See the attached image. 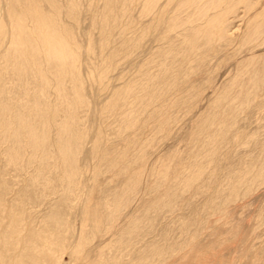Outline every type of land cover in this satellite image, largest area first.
I'll return each mask as SVG.
<instances>
[{
    "label": "rangeland",
    "instance_id": "obj_1",
    "mask_svg": "<svg viewBox=\"0 0 264 264\" xmlns=\"http://www.w3.org/2000/svg\"><path fill=\"white\" fill-rule=\"evenodd\" d=\"M30 7L67 34L64 64ZM261 11L0 0V232L14 219L24 264H264V76L247 78L264 70ZM241 75L262 88L243 97Z\"/></svg>",
    "mask_w": 264,
    "mask_h": 264
},
{
    "label": "bare ground",
    "instance_id": "obj_2",
    "mask_svg": "<svg viewBox=\"0 0 264 264\" xmlns=\"http://www.w3.org/2000/svg\"><path fill=\"white\" fill-rule=\"evenodd\" d=\"M189 1V0H188ZM208 1V0H207ZM210 1V0H209ZM241 1H243V0H241ZM36 4V3H35ZM223 4H225V3H223ZM37 5V4H36ZM28 6H30V3H28ZM27 6V7H28ZM37 7V6H36ZM36 7L34 8V7H30V8H34V9H29V11L30 10H32V12H33V14H35V16L36 17H34L35 19V30L36 31H38L37 32V36H36V34H34L37 38H35L34 40H36L37 42L39 41L42 45H43V48H44V52H45V54L47 55V56H51L52 58H55L58 62H62V64H64L65 62H63V60H64V58H65V47L67 46V40H68V37H67V34L65 33V31L62 29V28H60V29H57L56 31H51L50 29V19H48V18H46L45 16H42V15H40L39 13H37L38 12V10L37 11H35L36 10ZM248 10H255V8L254 9H252V7H250V8H248ZM207 11V10H206ZM256 11V10H255ZM254 12V11H253ZM252 12V13H253ZM257 12V11H256ZM26 13V12H25ZM29 13V12H28ZM41 13V12H40ZM189 13V12H188ZM187 13V14H188ZM195 14V13H194ZM208 14V13H207ZM206 14V15H207ZM256 14V13H255ZM29 15H30V13H29ZM258 15L259 16H261L262 18H264V11H261V14H259L258 13ZM257 15V16H258ZM32 17H33V15H31ZM30 16V17H31ZM189 16V15H188ZM197 17L199 16V14L198 15H196ZM210 16V15H209ZM217 15H215V17H216ZM219 16V15H218ZM189 17H191V16H189ZM206 17V16H205ZM23 18H25V17H23ZM187 18V17H186ZM207 18V17H206ZM210 18V17H209ZM212 18V17H211ZM210 18V19H211ZM193 19V18H192ZM195 19V18H194ZM208 19V18H207ZM206 19V20H207ZM209 19V20H210ZM216 19H217V21L219 20L217 17H216ZM27 20V19H26ZM176 20V19H175ZM185 20H187V19H185ZM190 20H191V18H190ZM202 20H204V19H202ZM20 21V20H19ZM29 21V20H28ZM178 21V20H177ZM22 22V21H21ZM191 22V21H190ZM203 23H201V26H203L202 25ZM200 25V24H199ZM211 25V22L210 21H205V25H204V27H202V28H204L203 30H205L206 31V29L205 28H208V29H210V26ZM215 25H217V23H215ZM214 25V26H215ZM214 26H212L213 27V29L215 28ZM220 26V25H219ZM252 27H254L253 29H254V32L255 33H258V35L254 38V39H250V42H252L253 44H256V45H262V44H264V25L263 24H261V23H258V24H253V26ZM53 28V27H52ZM220 28V27H219ZM54 29V28H53ZM56 29V28H55ZM172 29V28H171ZM196 29V28H195ZM199 29V28H198ZM173 30V29H172ZM183 30H185V29H183ZM186 30H188V29H186ZM201 30V29H200ZM203 30H201V31H203ZM193 31H195V30H193ZM196 31H197V29H196ZM190 32V31H189ZM185 33V32H184ZM193 33V32H192ZM198 33V32H197ZM200 33H202V32H200ZM207 33V32H206ZM186 34V33H185ZM215 34H217V31H216V33ZM39 36V37H38ZM191 36H193V38H195L194 37V35L193 34H191ZM184 37V36H183ZM188 38H189V33H188V36H187ZM186 37V38H187ZM185 38V37H184ZM191 39V38H190ZM189 39V40H190ZM194 40V39H193ZM191 41V40H190ZM195 41V40H194ZM186 42H189L188 41V39H187V41ZM192 42V41H191ZM191 42H189V43H191ZM209 42H210V40H209ZM169 43V45H171L170 44V41L168 42ZM173 44V43H172ZM192 44H193V42H192ZM243 45V44H242ZM245 45V44H244ZM35 46V45H34ZM175 46H177V45H175ZM199 46V45H198ZM251 47H253L252 45H251ZM250 47V48H251ZM172 48V47H171ZM190 48V47H189ZM174 49V48H173ZM173 49H172V51H173ZM197 49V48H196ZM176 50V49H175ZM250 50V49H249ZM252 50V49H251ZM174 52V51H173ZM206 51H204V53H205ZM175 53V52H174ZM194 53V52H193ZM191 55L192 54H185L184 55V57L182 56L181 57V62L182 63H187V61H194L195 59H197V56L196 57H194V58H192L191 57ZM159 56V55H158ZM176 56V55H175ZM204 56V55H203ZM259 57H261V55L259 56ZM157 58V57H156ZM263 58V57H262ZM158 59V58H157ZM192 59V60H191ZM256 59H257V63H259V58H258V55H257V57H256ZM256 59L254 58V61L256 62ZM196 61V60H195ZM262 61V60H261ZM24 62H25V60H24ZM163 62V61H162ZM263 62H264V59H263ZM263 62H261V64H263ZM257 63L255 64V66H257ZM161 65V64H160ZM253 65V62L251 63V66ZM163 66H165V65H163ZM162 66V67H163ZM169 66V65H168ZM259 66V65H258ZM262 67H264L263 65H262ZM165 68H167V66H165ZM261 68V67H260ZM35 71V70H34ZM180 71V68L179 67H176V68H174V71H171V74L172 73H174V74H176L177 72H179ZM252 71H254V73H255V76L257 75V77H254V76H252V75H254V73L252 72ZM251 74H249L248 72H247V78L248 77H251L252 79H257L258 80V78L259 79H261V78H263L262 76H264L263 75V73H264V70H260L259 68H256L255 70H251V72H250ZM52 74V73H51ZM249 75V76H248ZM251 75V76H250ZM242 76V75H241ZM243 77V76H242ZM244 77H245V79H246V75L244 74ZM244 77H243V79H244ZM237 78H238V76H237ZM244 79V80H245ZM248 79H250V78H248ZM161 80H162V78H161ZM236 81H237V79H235ZM238 80H240L239 78H238ZM241 80L240 82H243V83H241L242 84V87L241 86H239L240 85V83H239V81H238V85L236 84L237 82H235L234 83V85L236 84L237 85V87L239 86L240 87V91L239 92H242L243 91V94H242V96L244 97L245 95V93H246V95L249 97V95H248V93H249V91L247 92L246 90H248L247 89V84H249L248 83V81L247 80ZM164 81V80H163ZM251 81V80H250ZM264 81V80H263ZM253 82V81H252ZM260 82V81H259ZM251 83V82H250ZM254 83V82H253ZM253 83H251V84H253ZM233 85V86H234ZM254 85L255 84H253V86H250V84H249V86L250 87H253V88H258L257 86H255L254 87ZM258 85V84H257ZM261 85V84H260ZM252 88V89H253ZM262 87H259V89H261ZM249 89H251V88H249ZM251 89V90H252ZM256 90V89H255ZM258 90V89H257ZM257 90L254 92V89H253V93H256V96H255V98L257 97ZM258 91H260V90H258ZM261 91H264L263 89L261 90ZM253 93L250 95L251 97H252V95H253ZM262 93V92H261ZM226 94H228L227 92H226ZM241 94V93H240ZM237 95H239V94H237ZM260 95V92L258 93V96ZM223 96H225V95H223ZM234 96H236V94L234 95ZM241 96V97H242ZM253 96V97H254ZM261 96V95H260ZM259 96V97H260ZM239 97V96H238ZM243 97H242V99H243ZM225 98H226V96H225ZM247 98V97H246ZM229 99V98H228ZM252 99V98H251ZM257 99H258V97H257ZM248 100V99H247ZM246 100V101H247ZM252 100H254V99H252ZM252 100H250L251 102L250 103H252L253 101ZM256 100V99H255ZM219 101V100H218ZM237 101V100H236ZM235 101V102H236ZM245 100H242V104L244 103V102H246ZM260 102V101H259ZM258 102V104H260ZM248 101H247V104H250ZM256 103V102H255ZM255 103H254V105H253V107L252 106H250L251 107V109H253L255 106H257V105H255ZM237 104V103H236ZM234 105V104H233ZM239 105V103L237 104V106ZM243 105H245L244 107L246 108L247 106H246V104H243ZM235 106V105H234ZM234 106H232V107H234ZM260 106H261V104H260ZM231 107V108H232ZM236 107V106H235ZM234 107V108H235ZM244 107L242 108L243 110H244ZM239 108H241V105L239 106ZM248 108H249V105H248ZM257 108V107H256ZM260 108V107H259ZM237 109H238V107H237ZM242 109H239V110H242ZM250 109V108H249ZM255 109V108H254ZM257 110V109H256ZM2 215V214H1ZM3 219V218H2ZM0 220H1V217H0ZM1 223V222H0ZM6 225V224H5ZM1 226V225H0ZM8 231V233L9 234H4V233H1L0 232V264H24V260H30V261H33V256H31L30 255V251H29V248H28V245H26L25 244V246H21V248L18 250V249H16L17 247L16 246H20L19 245V241H17L18 240V238H17V240H15L13 237H12V234H17L16 233V231H17V228H16V223H15V221H14V219H11L10 221H9V230H7ZM33 233V232H32ZM35 233V232H34ZM16 237H17V235H16ZM24 245V244H23ZM3 249H5L6 250V252H5V250H3ZM48 253V252H47ZM51 257V256H50ZM40 259V258H39ZM29 261V262H30ZM37 263V262H36Z\"/></svg>",
    "mask_w": 264,
    "mask_h": 264
}]
</instances>
